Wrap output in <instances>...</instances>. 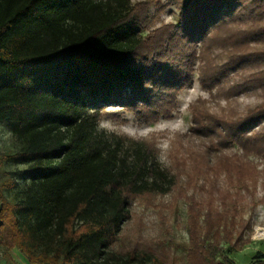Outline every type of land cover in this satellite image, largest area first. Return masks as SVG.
<instances>
[{
    "label": "trees",
    "instance_id": "obj_1",
    "mask_svg": "<svg viewBox=\"0 0 264 264\" xmlns=\"http://www.w3.org/2000/svg\"><path fill=\"white\" fill-rule=\"evenodd\" d=\"M133 11L130 0H0V125L20 145L0 162L22 167L0 185L3 258L16 250L28 264H161L112 249L129 200L175 185L145 143L99 128L104 108L144 104L148 92ZM181 14L182 38L219 50L221 61L201 71L202 87L258 98L224 123L233 145L264 160V0H182ZM230 75L237 80L227 85ZM19 181L10 203L3 193ZM226 226L210 210L203 228L191 223L187 264H235L222 245L240 251L249 238ZM250 264H264V254Z\"/></svg>",
    "mask_w": 264,
    "mask_h": 264
},
{
    "label": "rangeland",
    "instance_id": "obj_2",
    "mask_svg": "<svg viewBox=\"0 0 264 264\" xmlns=\"http://www.w3.org/2000/svg\"><path fill=\"white\" fill-rule=\"evenodd\" d=\"M130 3L144 39L137 55L152 73L144 85L148 92L144 104L104 108L99 128L145 143L175 185L166 194L129 200L128 219L112 249L121 254L147 252L161 264H187L188 227L196 222L203 228L210 210L214 220H226L232 236L249 238L240 251L222 245L220 255L235 264H250L257 253L264 254V160L233 145L224 122L243 116L259 100L254 93L225 99L217 88L210 93L202 87L201 71L221 61L219 50L212 41L182 38V0ZM235 80L230 75L226 84ZM19 147L0 125V154ZM17 168L22 167L0 162V185L7 181L6 173ZM21 188L19 181L13 191L3 193L5 200L16 202ZM0 264L28 263L12 250L10 260L0 252Z\"/></svg>",
    "mask_w": 264,
    "mask_h": 264
}]
</instances>
